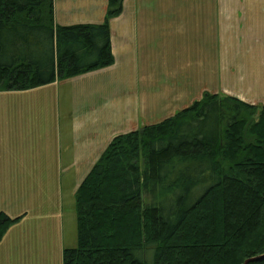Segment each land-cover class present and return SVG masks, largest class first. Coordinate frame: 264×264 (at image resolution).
Here are the masks:
<instances>
[{
	"label": "trees",
	"instance_id": "trees-1",
	"mask_svg": "<svg viewBox=\"0 0 264 264\" xmlns=\"http://www.w3.org/2000/svg\"><path fill=\"white\" fill-rule=\"evenodd\" d=\"M123 4L108 0L102 23L55 25L54 0H0V91L112 65ZM75 198L63 264H246L264 254V105L206 93L118 134ZM20 218L0 211V241Z\"/></svg>",
	"mask_w": 264,
	"mask_h": 264
},
{
	"label": "crops",
	"instance_id": "crops-1",
	"mask_svg": "<svg viewBox=\"0 0 264 264\" xmlns=\"http://www.w3.org/2000/svg\"><path fill=\"white\" fill-rule=\"evenodd\" d=\"M107 5L108 0H54V24L102 23ZM142 6L138 0H124L121 14L110 20L112 65L35 88L0 91V211L21 217L0 241V264H31V257L63 264L65 215L60 184L71 166V150L65 143L71 119L81 131L89 120L105 116L115 126V135L143 123L111 122L119 113L121 93L134 97L135 110L140 112L151 97L143 94L149 83H164L160 78L151 81L149 70L159 71L162 58L149 56L150 35L144 29L153 19ZM102 146L87 159L80 149L73 158L78 166L90 165Z\"/></svg>",
	"mask_w": 264,
	"mask_h": 264
},
{
	"label": "rangeland",
	"instance_id": "rangeland-1",
	"mask_svg": "<svg viewBox=\"0 0 264 264\" xmlns=\"http://www.w3.org/2000/svg\"><path fill=\"white\" fill-rule=\"evenodd\" d=\"M139 4L153 19L144 29L150 35L149 56L151 60L156 55L162 58L159 71L149 70L151 81L160 78L164 83H149L148 92L143 94L151 97L140 112L135 110L134 97L121 93L119 113L111 118L113 124L143 121L141 128L157 123L190 106L196 98L202 99L206 93L232 95L264 105V0H138ZM139 86L147 85L139 83ZM68 104L73 109L70 100ZM125 105L131 108L127 110ZM108 120L105 116L89 120L81 131L70 120L65 143L71 150L68 162L71 166L60 184L66 247L78 244L75 197L79 182L115 135V126ZM100 145L101 151L90 165L78 166L73 158L76 150L85 152L87 159ZM144 199L148 200L146 196ZM37 249L34 246L33 251ZM31 264L49 263L31 257Z\"/></svg>",
	"mask_w": 264,
	"mask_h": 264
},
{
	"label": "water",
	"instance_id": "water-1",
	"mask_svg": "<svg viewBox=\"0 0 264 264\" xmlns=\"http://www.w3.org/2000/svg\"><path fill=\"white\" fill-rule=\"evenodd\" d=\"M264 258V254L262 255H258V256H254V257H251L249 259L246 260V264L250 261H255V260H260V259H263Z\"/></svg>",
	"mask_w": 264,
	"mask_h": 264
}]
</instances>
